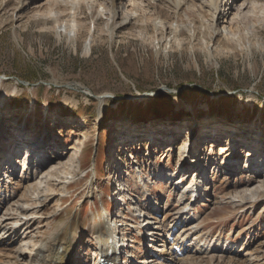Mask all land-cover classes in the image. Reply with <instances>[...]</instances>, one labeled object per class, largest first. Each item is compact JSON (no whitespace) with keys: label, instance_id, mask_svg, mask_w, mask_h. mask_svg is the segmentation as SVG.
<instances>
[{"label":"rangeland","instance_id":"rangeland-1","mask_svg":"<svg viewBox=\"0 0 264 264\" xmlns=\"http://www.w3.org/2000/svg\"><path fill=\"white\" fill-rule=\"evenodd\" d=\"M177 1L157 2L165 10L158 14L155 3L138 0V16L128 20L119 5L83 1L76 17L83 24L71 38L57 34L52 17L36 16L34 3L20 14L18 0L0 2V97L7 93L6 105L0 102V200L12 211L27 175L42 163L46 172L57 170L59 179L42 186L51 198L37 203L40 227L49 239L64 225L81 223L83 243L73 264H96L101 257L92 227L106 209L112 221L120 220L119 237H126L137 264L145 263L153 247L136 226L157 204L174 213L195 197L192 214L203 235L199 231L200 241L192 242L208 255L199 264H264V188L248 197L255 185H264V151L250 157L245 145L228 161L223 155L232 146L218 140L213 146L205 138L210 120L223 134L232 123L260 118L264 131V0H229L230 20L240 23L242 39L253 41L249 56L243 47L213 45V22L204 23L192 2L183 12ZM99 2L126 22L113 28L97 15ZM101 95L107 100L103 116ZM42 140L41 154L29 149ZM78 147L83 154L75 171L71 159ZM193 158L205 170L198 188L189 171ZM66 172L76 175L60 184ZM53 188L59 193L53 195ZM123 208L125 217L119 216ZM57 212L60 217L47 222ZM35 238L18 242L13 252L27 251Z\"/></svg>","mask_w":264,"mask_h":264},{"label":"bare ground","instance_id":"bare-ground-1","mask_svg":"<svg viewBox=\"0 0 264 264\" xmlns=\"http://www.w3.org/2000/svg\"><path fill=\"white\" fill-rule=\"evenodd\" d=\"M11 1L12 0H0L1 5L8 4ZM83 1L88 2L89 5L91 4V6L94 7V5H96L94 2L97 0H46L45 2L41 0H18L17 8H19V12L22 14L25 9H29V4L31 5L34 3L35 6L33 8L36 16L52 17L56 22L55 25L58 32L57 34L69 36L71 38L75 37V34L77 33L76 31L79 30L80 25L83 24L76 19L81 9V2ZM106 1L111 3L113 8L115 5L121 6V8L124 10L123 14L125 15L123 20H128L131 16L133 18L138 16V7H136L138 0ZM150 1L151 3H155L154 6L157 7L158 14L165 13L163 8L157 6V2L160 0ZM227 1L228 2L223 5L221 0H178L176 5L178 9L184 12L185 10H189L190 3L192 2L194 4V10L201 15V19L204 23L212 24L213 22L212 25H214V30L212 34L215 38L213 45L222 46V48L232 51L243 47L249 56L252 54L253 41L251 42L241 38V34H239L240 32L238 33V26H240V23L238 21L235 22L234 20H230V16L233 13L232 9L234 7V2L229 4V0ZM96 10L98 13L97 15H99V17L106 18L108 23L113 25V28H117L118 25L124 24L126 22L123 20L118 22L115 11L108 8L104 3L99 2ZM63 17L67 18L63 20ZM155 25L156 27L160 28L159 22H156ZM85 45L86 47L83 52L87 55L91 49L90 38ZM213 54V49H209V55L211 58ZM17 93H19L18 90ZM6 94L7 93L5 92L4 95H1L0 97V102L3 106L6 105ZM99 98L101 100V116H103V113L107 107V100L103 97ZM186 107L193 109L191 104H187ZM259 119L247 124L243 123L242 120L240 122L232 123L233 127L229 128V130H226V133L223 134H219V132L221 133L223 131H221L222 129H220L218 125H215L218 123V121L210 120L208 125L211 130L208 132V136L205 138H208V140L212 139L213 146H215V141L217 140L224 141L223 143L232 146V153L226 151L225 155H223L226 156L228 161L235 158L234 150L243 149V146L245 145V149H248V155L250 157H256L257 153L254 154V151L258 153L264 151V131H262L263 122L258 125ZM197 126L199 127V125ZM197 126L196 128H198ZM127 130L125 131L126 134L130 132ZM217 136H220V138ZM175 139L176 138H174V140ZM45 143L46 141L44 140L38 141L36 146L34 145L29 149L40 151L41 154L43 150H46L44 149L46 146ZM124 144H126V142H124ZM125 148H127V145H125ZM82 154L83 150L78 147L75 156H73L71 159L73 169L75 171L78 168V161H80ZM41 159L44 161L45 157L41 156ZM33 161L35 162V156ZM196 162V158H193L189 165V171H192V173L196 174L197 178L195 180L194 186H197L198 188L200 187L198 179L202 177L201 175L205 173V170L202 166H199V162ZM210 162L212 163V161ZM11 164L9 166H11ZM42 164L43 167L40 169H34L32 175H27L25 179L26 181H24L26 183L24 192L20 196L17 204H15V208L12 211L7 210L6 205L8 203L4 205V203L0 200V264H73L76 262V253L83 243L81 237L83 226L80 222L66 224L61 231L53 234L49 239H43V235L46 233V231L40 227L44 221L42 218V209H40L37 203L41 200H48L51 198L45 193L42 194L44 191H48L47 188L42 190V186L45 181L47 187L51 181L58 180L59 173H57V170L54 171V168L51 169L50 173L46 172L47 170L43 169L45 164ZM32 166L33 162L30 165V168ZM230 167H233V170L238 169L237 165H231ZM11 168H14V166ZM161 169L165 168L161 165ZM263 171L264 170H262V172ZM66 173L67 176L65 177V181L60 178V184L65 183L66 185V181H68L70 177L74 178L76 175L72 172ZM141 179L144 180L143 177H141ZM255 181L256 179L251 182ZM12 185H14V188H16L17 191L21 190L22 188L21 185L15 183L14 180H12ZM263 188V183L255 185L252 191L248 193V197H253ZM53 189V195L59 193L55 188ZM124 192L122 191V196L120 195L122 198L127 197ZM240 199L243 198L241 197L238 200ZM197 201L198 198L194 200L196 203ZM41 202L45 203V201ZM157 206L158 209L155 213L147 212L145 219L142 221L143 224L141 226H136V229L141 236L146 235V237H150V246L153 247V255L150 258L146 256L145 263L143 264H199L198 262L205 261L203 259H206L208 255L203 256L202 254H204L205 251L197 247V245L192 242L195 239L200 241L199 231L202 233V226H198L199 218L192 214L194 207L191 206V204H186L173 213L171 207H162L159 204H157ZM5 207L6 209L4 210ZM1 213L3 214L1 215ZM126 214L127 213H124L121 217H125ZM55 216H59V213H54L52 216H50L47 222H51L52 218ZM101 216L102 221L99 223L96 222V224H94L92 227V236L95 238L94 240H96L95 246L97 252L101 256L100 258L99 256L97 257L96 264H137L135 259L136 256H134V254L132 255V253L128 256L129 259L126 258L125 261H120L122 256H119V253H123L124 251L131 252L128 249V247H131V245L128 244L126 237H119L117 226L119 225L120 220L112 221L110 219L109 213L107 214L106 210H104V213ZM48 224H46V226ZM114 224H116V226ZM24 231L25 233H23ZM202 235L203 233L201 236ZM30 237H38L32 242V247L24 252H13L14 249H17L15 247L19 245L17 244L18 242L22 240L26 241ZM137 242H140V246L145 244V241ZM130 258L133 259L131 263Z\"/></svg>","mask_w":264,"mask_h":264},{"label":"water","instance_id":"water-1","mask_svg":"<svg viewBox=\"0 0 264 264\" xmlns=\"http://www.w3.org/2000/svg\"><path fill=\"white\" fill-rule=\"evenodd\" d=\"M160 91H162V88H161V89H159V91H158V92H160ZM103 96H105V95L98 96V98H99V97H103Z\"/></svg>","mask_w":264,"mask_h":264},{"label":"trees","instance_id":"trees-1","mask_svg":"<svg viewBox=\"0 0 264 264\" xmlns=\"http://www.w3.org/2000/svg\"><path fill=\"white\" fill-rule=\"evenodd\" d=\"M113 209V208H112ZM112 209H110V210H112Z\"/></svg>","mask_w":264,"mask_h":264}]
</instances>
